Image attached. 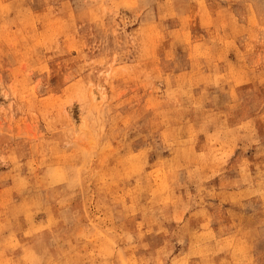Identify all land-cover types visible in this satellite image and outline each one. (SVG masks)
<instances>
[{
    "label": "rangeland",
    "instance_id": "374dc122",
    "mask_svg": "<svg viewBox=\"0 0 264 264\" xmlns=\"http://www.w3.org/2000/svg\"><path fill=\"white\" fill-rule=\"evenodd\" d=\"M0 264H264V0H0Z\"/></svg>",
    "mask_w": 264,
    "mask_h": 264
}]
</instances>
